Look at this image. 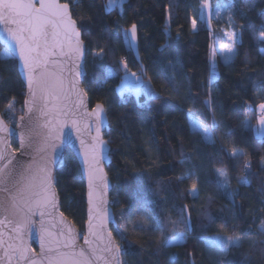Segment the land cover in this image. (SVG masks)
I'll return each instance as SVG.
<instances>
[{
    "label": "trees",
    "instance_id": "16d2710c",
    "mask_svg": "<svg viewBox=\"0 0 264 264\" xmlns=\"http://www.w3.org/2000/svg\"><path fill=\"white\" fill-rule=\"evenodd\" d=\"M60 1L69 5L86 48L81 86L89 106L105 107L110 231L121 263L189 264L190 256L193 264H264V133L258 139L245 126L255 122L264 96V0H210L211 9L221 3L229 10L227 18L210 16L209 28L199 18L201 0H121L110 8L108 0ZM132 24L139 63L125 36ZM228 31L237 34L234 53L226 63L216 57L209 82V40L231 44ZM101 49L103 57L94 58ZM121 58L138 75L143 66L151 99L118 93ZM23 98L15 60L0 46L5 122L21 113ZM189 118L209 141L190 128ZM193 183L196 196L189 194ZM55 190L60 211L82 230L84 186L68 150ZM179 233L182 242L168 244ZM216 237L240 242L225 250Z\"/></svg>",
    "mask_w": 264,
    "mask_h": 264
},
{
    "label": "snow or ice",
    "instance_id": "6c2138e0",
    "mask_svg": "<svg viewBox=\"0 0 264 264\" xmlns=\"http://www.w3.org/2000/svg\"><path fill=\"white\" fill-rule=\"evenodd\" d=\"M204 7H208L206 0ZM191 26L196 29L195 18ZM0 33L4 35L8 46L7 55L18 58L24 70L29 93L25 107L28 113L34 114L29 116L27 123L20 122L24 117L16 122V128L21 129L18 134L20 148L23 150L21 155L30 156L31 159L20 161L17 158L11 169L8 164H12L13 160L6 153L9 148L8 135L14 133L9 127L11 121L5 122L0 116V186H3L0 191L8 193L4 200H0V211L8 214L0 219V251L3 253L0 255V264H13V261L16 264H36L24 236L35 231L34 218L37 216L41 249L47 245L44 254L47 264H93V260L98 262L101 259L104 264H121L118 259L121 246L114 240L111 231L106 232L108 213L103 190L107 184L106 174L100 166L106 143L101 138L105 107L98 102L90 111L86 109L87 92L79 87L80 72L76 63L86 48L69 5L59 0H0ZM128 34L130 46H134L138 38L136 24L131 25ZM225 34L232 43L219 45V54L229 60L231 57L226 53L234 51L237 34L233 31ZM260 39L264 40V30ZM93 55L94 58H102L104 50ZM216 57L217 53L213 51L210 59L214 61ZM117 64L123 71L122 83H134L137 88L143 86L148 89L151 99L150 83L143 79V71L139 76L131 71L126 58H121ZM258 107L259 124L264 126V103ZM86 118H89L87 124ZM73 132L88 173L90 220L89 232L85 236L87 251L77 249L73 229L64 226V213L60 212L59 219L56 218L57 197L52 165L55 163V153L65 142H72ZM85 133L90 139L84 138ZM33 136L40 138L38 144L34 145ZM28 149L33 151L29 152ZM49 150L52 153L51 159L48 158ZM17 169L20 171L17 172ZM196 188L197 185L193 183V191L189 194L196 196ZM5 231L8 232L7 240L4 238ZM105 234L107 243H104ZM88 235L94 240L90 241ZM239 242V237H227L220 241L225 250L230 243L238 245ZM92 243L96 247H92ZM98 251L107 255L100 256ZM44 260L41 264H44Z\"/></svg>",
    "mask_w": 264,
    "mask_h": 264
},
{
    "label": "water",
    "instance_id": "95a60500",
    "mask_svg": "<svg viewBox=\"0 0 264 264\" xmlns=\"http://www.w3.org/2000/svg\"><path fill=\"white\" fill-rule=\"evenodd\" d=\"M59 2H61V1L59 0ZM61 3H63V2H61ZM128 29H130V28H128ZM128 29L125 31V36H126V40H127V43H128V48H129L130 52L132 53L135 61L137 63H139V57H138V53H137V41H136L134 46H130L131 41H130V36L128 34ZM0 46L6 52L8 51V46L5 44V37H4V35L2 33H0ZM11 57L15 60L16 71H17L19 79H20V81H21V83L23 84V87H24V98H23V102H22V111H21V113L16 116L14 125L13 126L9 125V127L11 129H13V133H14V134L8 135L9 148H8V152L6 154L9 155L10 158H12V160H13L12 164H8V168L9 169L13 168V165L16 163V159L17 158L20 161H29L31 159L30 156H22L21 155L23 150L20 148V141H19V135H18L19 132L21 131V129L16 128V122L20 121L21 117H24V120L20 121V122L22 124L27 123L29 116L34 115L33 113H28L27 108L25 107V101H26V99L29 98V93H28V86H27V81H26V78H25L24 70L19 65L18 58L14 57V56H11ZM84 57H85V53L81 57L80 60L76 61V63L79 65L78 71L80 72V76L78 77V79L80 81V83H79V87L80 88H82L81 79L85 75ZM74 70H76V69H74ZM139 71H140V74L143 71V66L141 64H139ZM144 77H145V75H144V72H143V78ZM94 106L95 105H93L92 107H94ZM92 107L89 106L88 99L86 98V109L88 111H90ZM88 122H89V118H86L85 119V123L87 124ZM107 127H108V121H107L106 114H104V117H103V120H102V123H101V138L104 141H105V139L103 138V132L107 129ZM94 128H95V125L93 124L92 135L95 134ZM65 132L66 133L68 132L67 128L65 129ZM84 138L86 140L90 139V137L88 136L87 133H85ZM39 139L40 138L37 137V136H33L32 137L34 145L38 144ZM11 140L14 141V143L16 145L15 148H13L11 146ZM66 150H68L71 153V155L73 156V158L75 159V161H76V163L78 165V168H79V173H80L81 180L83 182V186H84L83 200H84V216H85V220H84V223H83L82 230L77 229L68 218H66L64 226H65V228L70 226L73 229V233H74L75 238H76V247H77V249L83 248V249H85V251H87L88 250V245L85 244V236L89 232L88 223H89V220H90V213H89L90 205H89V200H88V193H89L88 173H87V170H86V167H85V164H84L83 156L81 154L79 142L75 139V133L74 132H73V140H72V142L71 143L65 142L64 146L55 153V157H54L55 163L52 165V167H53L54 191H55V194H56V197H57V199H56V203H57L56 218H57V220L59 219V213L61 211H60L59 198H58L57 192L55 190V172L63 166V164H64V153H65ZM28 151L32 152L33 150L32 149H28ZM48 158H50V159L52 158L51 150H49V152H48ZM4 163H7V161H5ZM109 163H110L109 145L106 142L104 144V146H103L102 159H101V165H100L105 174H106L105 167H107L109 165ZM19 171H20V169H17V172H19ZM106 184H107V187L103 191H104V198L107 201V203L105 205V207L107 209V213H108L107 221H106V232H107V231H110V226L114 223V215H113V212H112V209H111V206H110V202H109V193H110V190H111V183H110V180H109L107 174H106ZM0 187H3V186H0ZM9 187H11V185H9ZM7 195H8V193L0 191V200H4L7 197ZM184 212H185V218H186V225H187L188 230H190L189 216H188V213H187L186 210ZM7 215H8L7 213H4V212L0 211V219H4L5 216H7ZM10 218L14 219L13 217H10ZM34 219L36 220L35 231H33L30 234H26L24 236V241H25V243L27 244V246H28V248L30 250V255L34 257L36 264H41V261L44 260V254L47 251V245H46L45 249H43V250L41 249L40 235H39V217L37 216ZM7 237H8V232L5 231V237H4L5 240H7ZM88 239L90 241L94 240V238L92 236H90V235H88ZM104 243H107L106 234H105ZM92 247H96V244L92 243ZM101 247H103V245H101ZM2 254H3L2 251H0V255H2ZM97 254L100 255V256L107 255V254L99 252V251H98ZM118 259L121 262V252L119 253ZM13 264H16V262L13 261ZM21 264H22V262H21ZM44 264H47L46 260H44ZM93 264H104V260L101 259L98 262L93 260ZM189 264H193L190 256H189Z\"/></svg>",
    "mask_w": 264,
    "mask_h": 264
},
{
    "label": "rangeland",
    "instance_id": "374dc122",
    "mask_svg": "<svg viewBox=\"0 0 264 264\" xmlns=\"http://www.w3.org/2000/svg\"><path fill=\"white\" fill-rule=\"evenodd\" d=\"M120 1L121 0H115V2L113 3L112 0H108L107 8H110V7H113V6L114 7H118L120 5ZM206 2L208 4V7H204L205 0H201L198 14H199V18L201 20H203L207 24L208 28H209V25H210V16H213L214 18H220V17L227 18L228 17L227 13H228L229 7H227L226 5H223L221 3H217V4L213 5V7L211 9L210 8V4H209L210 0H206ZM217 13H219V15H217ZM223 44H229V43L226 42V43H223ZM219 45H221V44L217 43L214 38H210L209 45H208V48H209V56H208L209 74H208V81L209 82L212 81L215 78V76H216V60L213 61V60L210 59L211 53L213 51H215L217 53V57L220 59L221 62H224V63L228 62L231 59L230 58L229 60H225L224 57L219 54L220 53ZM233 53H234V51L232 53H226V55L232 57ZM145 81H147V80H145ZM121 84H123L122 80H121ZM124 84H126V83H124ZM130 89L132 90V94H133V96H135L136 99L139 96H142L145 100L149 99L148 89H145L143 86L137 88L134 83H130ZM150 89H151V86H150ZM151 93H152V97H153L154 96V92L152 91V89H151ZM261 103H264V96H263V100H262ZM255 111H256V120H255V122L252 123V124H248V122L246 121L245 122V126H246L247 129H251L252 130V133H253L254 137L260 139L263 136V133H264V126H261L259 124V119L258 118H259V115H260V110H259L258 106L255 108ZM17 115H19V114H17ZM16 116L14 117V119L12 118L10 120L12 123H10L9 125H11V126L14 125ZM188 122H189V126H190V128L192 130L199 131L203 135L204 139L206 141H209V134L207 133V131L203 127H201L198 123L191 121L190 118H189ZM180 234L181 233H179V235H177V236H174V238L170 239L168 241V244L181 243L182 242V237L180 236ZM225 239L226 238H224V237H216L214 241H216L217 244L221 245L220 241H223Z\"/></svg>",
    "mask_w": 264,
    "mask_h": 264
},
{
    "label": "built area",
    "instance_id": "2783aa9c",
    "mask_svg": "<svg viewBox=\"0 0 264 264\" xmlns=\"http://www.w3.org/2000/svg\"><path fill=\"white\" fill-rule=\"evenodd\" d=\"M118 93L120 95H129L131 93L130 83L123 84Z\"/></svg>",
    "mask_w": 264,
    "mask_h": 264
},
{
    "label": "crops",
    "instance_id": "0c3cea01",
    "mask_svg": "<svg viewBox=\"0 0 264 264\" xmlns=\"http://www.w3.org/2000/svg\"><path fill=\"white\" fill-rule=\"evenodd\" d=\"M201 20V19H200ZM201 21H203V20H201Z\"/></svg>",
    "mask_w": 264,
    "mask_h": 264
}]
</instances>
